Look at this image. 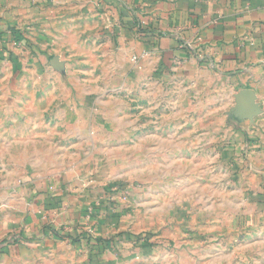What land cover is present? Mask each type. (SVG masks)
<instances>
[{"label": "rangeland", "instance_id": "rangeland-1", "mask_svg": "<svg viewBox=\"0 0 264 264\" xmlns=\"http://www.w3.org/2000/svg\"><path fill=\"white\" fill-rule=\"evenodd\" d=\"M22 39L0 48V206L20 191L14 182L44 191L58 180L87 199L121 200L127 220L101 233L46 214L45 233L57 241L8 256L24 238L17 231L0 264H264V197L243 194L222 153L240 131L233 106L211 114L197 106L216 100L195 95L193 110L170 124L175 83L165 81L155 103L147 93L157 81H137L135 57L114 79L103 36L96 49Z\"/></svg>", "mask_w": 264, "mask_h": 264}, {"label": "crops", "instance_id": "crops-1", "mask_svg": "<svg viewBox=\"0 0 264 264\" xmlns=\"http://www.w3.org/2000/svg\"><path fill=\"white\" fill-rule=\"evenodd\" d=\"M98 35L104 37V62L114 79L131 72L135 57L138 65L131 74L137 81H157L147 93L155 103L167 95L165 81L175 83L171 89H179V102L168 123L193 110L188 99L195 95L216 100L213 108L203 102L197 106L211 114L233 106L240 131L222 153L243 194L264 197V0H0V48L5 40L14 43L24 36L26 42L39 39L45 49L73 44L96 49ZM81 113L74 123L83 128ZM56 183L54 190L44 191L31 180L13 183L20 191L0 206V247L22 229L24 238L6 247L12 250L8 256L39 253L57 241L45 233L46 214L101 233L127 220L121 200L87 199Z\"/></svg>", "mask_w": 264, "mask_h": 264}]
</instances>
